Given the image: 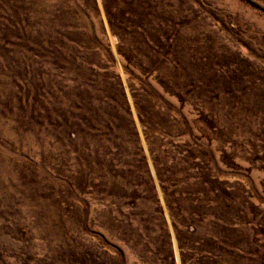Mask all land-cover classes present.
Returning <instances> with one entry per match:
<instances>
[{
    "label": "rangeland",
    "instance_id": "1",
    "mask_svg": "<svg viewBox=\"0 0 264 264\" xmlns=\"http://www.w3.org/2000/svg\"><path fill=\"white\" fill-rule=\"evenodd\" d=\"M0 264H264V0H0Z\"/></svg>",
    "mask_w": 264,
    "mask_h": 264
}]
</instances>
